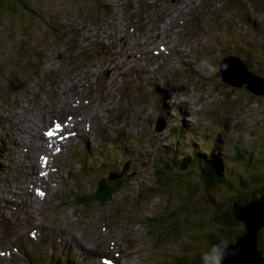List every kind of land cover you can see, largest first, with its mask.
<instances>
[{"label":"rangeland","instance_id":"obj_1","mask_svg":"<svg viewBox=\"0 0 264 264\" xmlns=\"http://www.w3.org/2000/svg\"><path fill=\"white\" fill-rule=\"evenodd\" d=\"M259 1L264 4V0ZM22 2V5H18V2L15 3L13 0H0V103L4 98L9 106L21 107L25 113L18 120V129L27 131L36 127L34 117L40 111V102L44 97L51 98L53 94L63 91L64 88L82 87L83 81L94 79L90 72L86 71L89 69V66L83 62L86 61V58L78 55H75L76 57L69 56L64 50V46L61 45L67 37L73 36V32L70 30H75L79 26L82 29L81 35L85 33L87 36L94 35L98 28L111 32L117 27H124L125 24L126 27L133 25L137 19L141 21L145 20L142 18L152 17V14L157 11L170 19L169 23H172L171 11L177 13L176 17L174 16L175 19L183 16L180 11L181 5H184V10L194 7L189 15L195 14L197 22L201 19L197 16L196 4L191 3V0H182L179 4L171 0H158V2L156 0H22ZM257 3L258 1L255 0V5L259 9L255 14L264 16V5L260 6ZM228 5L232 13L227 19H220V21L208 19L190 26L188 17L185 19L184 27H177L178 38L180 39V36L188 38L185 39L186 44L183 47L186 48V56L192 63L188 68L192 69L197 78L194 76L188 78L184 75L185 77L182 78L188 82V85L185 86L186 89L182 90L178 86H173V88L180 90L184 94L183 99L189 104L203 99L200 106L210 107L213 125H207L205 132L200 131L199 135L196 129L184 128L177 124L174 127L173 120H176V123H181L182 126H186V120L180 116L170 121L171 108L168 107L166 108L167 117L164 118L166 125L163 128V123H160L157 127L163 129L157 131L155 126L157 122L155 123V121L158 118L160 120L161 116V112L156 110L157 103L148 109L150 126L149 124L144 126L146 122L142 110L140 108L129 110L131 102H126L118 91L110 93L109 88L105 91L102 87L98 89L99 85L96 89L89 86L90 92L87 90L84 92L94 101L101 99V108L118 106L117 109L123 111L113 116L109 126H121L120 131L129 140L127 144L136 149L127 152L120 147L107 148L105 153L111 155L110 152L116 150L113 153L116 156L110 164L118 166L119 171L124 174L125 163H127L130 171L127 170L123 181L119 183L117 190L112 194L108 189L101 192L95 191L97 188L96 179L104 176L103 173L111 165L100 172L95 166L97 164H95L94 157L82 168L79 162L72 160L71 151H63V156L59 159V162L62 163L59 165V171L55 174V166L52 164L49 173V176L55 178L56 181L51 185L48 184V181L42 184V188L47 192L40 203V207L45 210L44 217L53 209L48 206H55L53 203L57 200L56 192L68 191L69 193L65 194L64 192L65 200L63 197L62 204L53 209L52 212L60 211L53 215L50 224H56V215L60 217L67 214L72 217L78 208L82 215L87 216H81L83 223H78L83 225L80 226L79 231L86 235L91 241L90 244L94 242L97 244L101 243V232L98 227L101 210H112L117 213L120 220L119 224L110 226V231L114 230L117 235L115 238L117 243L114 245L119 254L126 255L128 261L134 259L135 262H130L131 264H164V261H167L170 256H175L181 249H184L185 243L193 242L194 238L191 233H194L196 238L199 236L195 232L198 230L197 227L188 226L187 221H200L198 224H201L204 216L208 218L214 208L207 205L208 197L205 196L204 186L197 182L195 171L193 174L190 173L191 170L186 171L185 174H182V178L185 179L180 185L179 191L182 197L193 196L191 209H194L195 212L188 213L186 220L181 219L179 231L171 233L169 227L174 222L173 217L176 214L170 216L169 212L172 210L178 211V213L179 211L183 212V207L174 197L167 200L165 193L160 188H156L159 184L155 178L156 174H154L156 165L166 159L171 162V158H173L171 168L177 172L184 171L174 165L179 161L177 159H180L178 156L192 154L194 150L205 151L213 148L215 139L221 140L222 144L226 143L227 148L222 146L219 151L230 159L227 165L231 166L233 162L238 164L239 167L237 165L236 167L239 172L248 164L247 161L252 157V154L255 156L252 157L254 164L256 160L264 159V98H259L264 96L252 99L249 94L251 92L245 87H234L223 82L219 71L214 76L206 78L196 70V65L202 57L208 58L218 67L219 60L224 54L238 53L246 59L247 65L252 71L264 75V19L257 20V24H254V31L249 32L243 22L233 19L235 11L243 9L244 4L241 1H236ZM113 16L119 18L123 16L125 19H112ZM133 26L138 30L136 25ZM199 26H209V28L198 31L197 27ZM153 27L155 28V24ZM144 31L146 32V30ZM174 32L176 33V31ZM75 33L77 34L76 31ZM185 42L183 41V43ZM179 69L181 68L179 67ZM104 79L107 81L106 77ZM101 82L104 84V81ZM174 83V80L167 82L166 93L173 92L170 87ZM112 85L114 86V84ZM15 94L17 95L12 96ZM108 97H110L109 101L112 100V97L118 100L109 104L106 101ZM180 108L185 116H189L192 120L195 119L196 116L192 115L194 112L190 107ZM216 111L221 113L218 115ZM102 119L105 121L106 118L102 117ZM203 121L208 123L207 119ZM93 130L96 131L94 124ZM137 130L139 131L133 132ZM145 131L146 135L151 137L149 144L146 145L142 142L147 140V136L143 135ZM133 133L134 136L131 138ZM236 140H240L236 146L241 147L242 144H245L246 150L236 148L234 144ZM154 143L159 146L155 148ZM150 144H152V148ZM87 147L91 151L90 158H92L95 155L94 142ZM157 154L165 156L155 160ZM123 164L125 165L122 168ZM63 166H67V168H61ZM118 174L121 173L118 172ZM174 176V178H178L176 174ZM247 177L249 178V176ZM68 182L73 183L72 186ZM250 185L254 187L257 184L252 182ZM72 187L76 188V191L72 192ZM210 189L218 200L229 199L225 189L219 190L215 187ZM197 201L204 216L200 212L197 213L199 210L196 208ZM181 228L183 231L180 232ZM1 237L2 233H0ZM197 242L200 243L201 240H197ZM208 244L209 242L204 240L202 247H205L206 250L209 247ZM2 246L4 245L2 244ZM185 250L191 255L194 253L191 251V245H186ZM123 262L124 258H122Z\"/></svg>","mask_w":264,"mask_h":264},{"label":"trees","instance_id":"obj_2","mask_svg":"<svg viewBox=\"0 0 264 264\" xmlns=\"http://www.w3.org/2000/svg\"><path fill=\"white\" fill-rule=\"evenodd\" d=\"M13 1L15 3L18 2V5H22L23 3L22 0ZM12 7H14V5ZM252 94L253 93L250 94L252 99H256L257 96H264ZM156 146L158 147L159 144ZM222 146L226 147V143L222 144L221 140L215 139L213 148L206 149L205 151L194 150L192 154L178 156L180 159H177L179 161L174 163V165L176 167L179 166V169L184 170L181 172H177L171 168V162L173 161V158H171V162L166 159L163 160L164 162L156 165L157 168H155V178L159 184L157 187L155 185V187L157 189L160 188L161 191L165 193L164 195L167 196V200L170 199V197H174L177 199L180 206L183 207V212L179 211L178 213V211L174 210L169 212L170 216L176 214L173 217L174 222H172L171 226L169 227V231L171 233L179 231L178 229L181 227V221L183 219L186 220L188 213H192L193 211L195 212L194 209H191L193 196L182 197L179 191V187L185 179L182 178V174H185L186 171L191 170L190 173L192 174L195 171L197 182L204 186L205 196L206 198L208 197V199H206V202L208 203L207 205H211V207L214 208L210 216L206 218V216L203 215L204 212L199 209V202H196V208L199 209L197 213L200 212L204 216V219L202 220L203 222L198 224L200 221H187V223H189L188 226L197 227L198 230L195 232L199 236L196 238L194 233H191L194 238L193 242L189 244L185 243L183 245L184 249H181L180 251L181 253L178 252L177 255L170 256L167 261H164V264H200V253L205 250V247H202L204 240L205 242H209L208 246H210L215 240L221 238L226 239L229 242L235 241V239L245 231V228L244 224L241 221L235 219L233 216V204L238 201H248L253 193H256L258 196L264 195V159H258V161L256 160V163L254 164L252 162V157L255 156L252 154V157L249 159V161H247L248 164L241 170V172H239L236 167L238 164L233 162L231 166L227 165V162L230 159L225 157L221 151H219V148ZM235 147L246 150L245 144H242L241 147L235 145ZM161 156L164 157L165 155ZM161 156L160 158H163ZM174 174H176L178 178H174ZM247 176H249L250 179ZM122 179L123 177L115 179L114 181H110L103 177L96 179L97 181H100V183L98 185V189L96 188L95 191L101 192L102 190L108 189L109 193L112 194L117 190V186L121 181H123ZM162 180H164V182H162ZM251 181L257 185L254 187L251 186ZM212 187L218 188L219 190L225 189L228 192L229 199L226 201L218 200L214 193L210 191V188ZM262 230L264 231V228H262L258 233V242L260 250L264 253V234H262L264 232H262ZM181 231H183L182 228L180 229V232ZM197 240H201V242L198 243ZM186 245H191V251L194 252L192 255L185 250Z\"/></svg>","mask_w":264,"mask_h":264},{"label":"water","instance_id":"obj_3","mask_svg":"<svg viewBox=\"0 0 264 264\" xmlns=\"http://www.w3.org/2000/svg\"><path fill=\"white\" fill-rule=\"evenodd\" d=\"M223 65H227L226 71L219 70L223 82L238 87L245 84L249 92L264 95V78L248 71L239 58L228 56L220 62V66ZM115 177L117 176L110 178ZM232 214L244 224L245 231L235 241L230 242L238 250V256L226 264H264V253L260 250L258 242V233L264 228V195L253 193L248 201L234 203Z\"/></svg>","mask_w":264,"mask_h":264},{"label":"clouds","instance_id":"obj_4","mask_svg":"<svg viewBox=\"0 0 264 264\" xmlns=\"http://www.w3.org/2000/svg\"><path fill=\"white\" fill-rule=\"evenodd\" d=\"M196 70L204 77L210 78L219 70H227V65L217 67L211 61L202 57L196 65ZM238 256V250L226 239H217L200 253V264H226Z\"/></svg>","mask_w":264,"mask_h":264},{"label":"bare ground","instance_id":"obj_5","mask_svg":"<svg viewBox=\"0 0 264 264\" xmlns=\"http://www.w3.org/2000/svg\"><path fill=\"white\" fill-rule=\"evenodd\" d=\"M1 30V29H0ZM101 47H103V44L100 45ZM103 50V48H101ZM227 122V121H225ZM256 124V123H255ZM36 137L38 138V136L36 135ZM39 145H36L35 147H38ZM224 187V186H223ZM236 191V190H235ZM237 195V194H236ZM191 238V237H190ZM187 239V238H186Z\"/></svg>","mask_w":264,"mask_h":264},{"label":"snow or ice","instance_id":"obj_6","mask_svg":"<svg viewBox=\"0 0 264 264\" xmlns=\"http://www.w3.org/2000/svg\"><path fill=\"white\" fill-rule=\"evenodd\" d=\"M47 135L51 136V135H52V133H51V132H49V133H47Z\"/></svg>","mask_w":264,"mask_h":264}]
</instances>
